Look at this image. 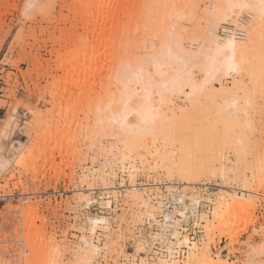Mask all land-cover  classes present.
Here are the masks:
<instances>
[{
    "label": "rangeland",
    "instance_id": "obj_1",
    "mask_svg": "<svg viewBox=\"0 0 264 264\" xmlns=\"http://www.w3.org/2000/svg\"><path fill=\"white\" fill-rule=\"evenodd\" d=\"M84 1L0 0V264L70 263L78 249L83 226L87 232L88 218L94 216H105L110 224V235L98 230L95 244L103 248L107 240L111 244L113 239L115 249L111 248V253L102 251L100 258L93 259L91 264H161L160 258L167 256L163 251L167 252L165 248L169 243H172V250L180 248L178 258L185 260L191 249L173 239L181 241L185 236L195 244V248L205 246L212 259L220 258L228 264H263L264 250L259 253H251L250 250L264 243V192L256 191L259 184L252 182L250 175L257 173L258 167L260 171V163L264 162V96L252 95L255 97L250 98L251 104L245 111L252 122V129H245L244 144L249 145L246 151H237L239 144L236 142L234 146L219 140L212 142L216 131L220 132L216 122L221 120V115L213 110L212 102L221 99L200 98L197 104H193L194 107H190L183 103V97L172 98L175 116L189 119H184L182 133L185 142L182 147L177 143L171 145L174 161L186 159L191 165L199 167L204 161L211 165L217 163L216 158L222 159L230 176L228 181L219 174L205 171L192 173L186 181L179 177L177 171L169 173L151 159L147 160L148 168L136 160V170L132 173L127 163L115 164L113 171H109L99 149L93 148L98 142L100 144L94 136L96 114L110 101L117 85L113 77L103 76L110 62L83 70L86 58L100 55L106 61L110 52L131 60L142 56L145 40L166 32L165 28L158 32L149 27L150 17L165 19L162 14V5L165 4L178 6L187 12V6L193 3L188 14L182 12L175 18L183 32L191 37L205 25L202 9L208 7L209 0H165L157 9L151 8V13L145 12L152 7L150 0H119L116 8L122 9V12L113 31L106 29L103 33L100 29L106 24L107 28L111 26V20L106 21L104 16L106 20L99 19L96 27L88 25L97 10H90L92 13L89 11L91 14H86L88 18L78 16L77 11ZM26 5L30 7L26 8ZM187 15L190 16L189 21L184 19ZM220 32L219 28V35ZM67 63H77L81 70L72 73L70 67H65ZM85 74L94 76L88 78ZM195 76L201 78L198 71ZM222 83L231 86L232 78L225 77ZM231 113L230 110L225 114L231 116ZM135 121L133 116L130 122ZM238 133L236 131L235 135ZM152 139L154 142L151 140V144L159 146L161 140L156 139V135ZM255 163L259 166H254ZM249 164H254L251 168L255 167V172L250 167V170L246 169ZM235 169L237 172L243 170L240 172L246 174L248 183L255 190L247 188L248 183L245 185L231 179ZM103 171L108 173L109 178L104 174L108 178L107 183H112L117 190H102L104 185L98 172ZM57 173H61L58 179ZM132 182L144 186L143 189L147 187L141 192L142 197L151 202L147 208L132 199V192H126ZM235 191L249 194L255 201V206L249 211L251 214H248V225L243 220L237 221L238 236L234 242L224 235L214 237L212 242L208 231L212 216L209 214V220L205 222L200 220V214L210 213L222 192L232 194ZM113 194L118 196L116 200ZM26 195L28 197L24 201L22 198ZM194 197H197V203L191 200ZM86 199L90 202L87 203ZM174 200L177 202L173 203ZM107 201L109 205H106ZM22 206L30 208L31 214L20 212ZM145 209L152 210L156 220L165 225V233L158 230L152 219H142L147 217ZM177 210L185 211V216L182 217ZM166 211L170 219L163 216ZM41 217L45 223L43 226L39 220ZM252 220L254 223H251ZM174 232L179 235L175 236ZM164 237L168 238V242ZM140 245L144 251L137 252Z\"/></svg>",
    "mask_w": 264,
    "mask_h": 264
},
{
    "label": "bare ground",
    "instance_id": "obj_2",
    "mask_svg": "<svg viewBox=\"0 0 264 264\" xmlns=\"http://www.w3.org/2000/svg\"><path fill=\"white\" fill-rule=\"evenodd\" d=\"M79 2H81V0H79ZM84 2L83 4L79 3L82 6L81 9L79 8L80 10H76L80 14L77 15L80 17L81 15H85L84 17L88 18L89 16H86V14L88 15L90 10L93 12V9L95 8L97 10V14L94 19L91 18L92 20H90L88 25L91 24L96 27V22L99 21V19H105L103 18L105 16L107 17V20L105 19L106 21L111 20L110 22L108 21L111 23V26L107 28L108 25L105 23L106 27L103 25V28L100 30L102 33L105 32L106 29L109 30V32H112L114 24L117 21L119 14L122 12V9L116 8V4L119 3V0H88L85 3ZM164 2L165 0H150L152 7L147 8L145 12L150 11L151 13V8L157 9V6L164 4ZM30 4L31 3H29V5ZM190 5H193V3ZM190 5L187 6V12L186 10L182 11L178 6L174 7L171 4L162 5V14L165 19L160 17H150L149 20L151 24L149 27L157 29L158 32L159 29L163 31L165 28L166 32L159 33L160 35L145 40L142 46L143 54L135 60L119 58L118 55L114 54V52L109 53L110 57H108V60L106 61H104V58L100 55L97 57L90 56L89 58H86L83 70H90L95 68L98 64L102 65L103 63L110 62V66L107 67L106 74L103 76L113 77L114 82L117 85V91L113 93L110 101L100 108L93 123V126L95 125L94 136H96L98 138L97 140L100 141V144L99 142L98 144H95L98 148L95 146H93V148L99 149L102 158L105 159L108 164L109 171H113L112 168L115 164L120 163L123 165L124 163H127L128 170L132 173V171L135 172L136 170V160H138L145 168L149 166L147 160L151 159L154 164L160 163L159 165H161V168L169 173L177 171L179 177L185 179L186 181L190 179L192 173L194 174L200 171L213 173L215 175L219 174L224 180L228 181L230 176H228L226 169L221 162L222 159L216 158L217 163L211 165H209L208 162L205 164L206 161H204L199 167L191 165L190 161L186 159H177V162L174 161V152L172 151L171 145L177 143L180 147H182V144L185 142V138L182 133L183 129H185L183 123H185V120L189 119L181 117L178 118L175 116V112L172 108L173 97H183V103L185 105L188 104L190 107H194L193 104H197V101L201 100L200 98H203L204 100L208 97H217L221 99L219 102H212V105L215 108L213 110L221 115V120L216 122L220 128V132H217L213 127L216 133L215 136H213L214 141L212 140V142H217L219 140L221 142L224 141L227 144H232V146H234L233 144L236 142V144H239L237 151H239V149L243 151L248 149L246 147L249 145L246 146L244 144L246 140L245 129H250L252 127V122L246 115L245 111L251 104L250 98L255 97L252 95L264 96V13L261 11V0H209L208 7L202 9L204 12L203 17L205 25L202 30H197L191 35V37L187 36L186 33L183 32V30L179 27L178 20L175 19L176 16H179V13L183 12L188 14V12L191 11ZM90 12L89 15L92 13ZM184 19L185 21H189L190 16L187 15ZM219 28L222 30V34L220 35L218 34ZM185 42L187 43L186 46ZM65 67H70L72 69V73L81 70V67L77 63H67L65 64ZM60 68H62V66ZM233 68L235 70H232ZM196 71L201 74L200 79L195 76ZM85 76H88L89 78L93 77L94 74H85ZM225 77L232 78L231 86H227L222 83V80ZM229 109L232 112L231 116H229L230 114L226 115L228 111L230 112ZM133 116L136 118V121L130 122V119ZM219 128L217 127L216 129L218 130ZM236 131H239L238 135H235ZM185 134L187 135V132H185ZM154 135H156V139L159 138L161 140L158 144L159 146L154 145V143L151 144L150 142L151 140L154 142L152 139V136ZM112 152H114V154H112ZM238 153L240 154L241 152ZM238 153L236 155V160L238 159ZM248 153L251 152L248 151ZM251 154H253V152ZM260 155L262 156V154ZM217 156L220 158L219 153ZM259 157L260 156H258V158ZM256 158L257 157H255V159ZM240 161L239 163H241ZM242 162H244V160H242ZM215 165H218V167L216 168ZM241 165L239 164L238 166L241 168ZM253 165L251 166L249 164L246 169L250 170L248 168L253 167ZM260 165H262V167L259 171V165L255 163L254 166L258 167V169L257 167L256 169L259 172L256 170L257 173H251L250 180H252V182L256 181V184H259L258 186L255 185L257 186L256 191L260 190L264 192V162L263 164L260 163ZM242 168L244 169V167ZM254 168L251 169L254 170ZM36 171L37 170H34V172ZM235 171L236 173L234 172V175L231 174L233 172H229L230 175H233V178L231 179L237 180L238 182L241 181L246 185L249 178H247L246 174L240 172L243 170L237 172L235 169ZM60 174L61 173H57V179ZM98 174L102 177L98 176L101 179V183L104 185L102 190H117L111 185L112 183H107L109 176L106 171L98 172ZM104 174H107L106 176H108V178ZM186 183L189 184V182ZM249 185L250 184L248 183L247 188H251V185L250 187ZM143 187L144 186L133 184L132 182L129 188L125 190L126 192H132L131 197L135 200V202H137V204L141 203L142 207L147 208L148 204L150 205L151 202L149 199L145 200L142 197L141 192L147 188L145 186L146 188L143 189ZM247 188H244L245 191L248 190ZM251 189L255 190V188ZM227 194H224L223 192L222 194H219L217 202L213 206L214 208L210 213L200 214V220L205 222H208L209 214L212 216V221H209L210 225L208 229L209 235H211L209 239H212V242L214 237L216 238V236L219 235H224L233 241L235 237L238 236L236 233L237 221L243 220L247 226V218L250 213L249 211L255 206V201L251 199L249 194L245 193V195L243 192L238 194L236 191L232 194ZM117 197L118 196L115 197V200ZM227 197L229 198L227 199ZM22 199L25 201L26 197L24 196ZM191 200L196 203L198 201L197 197H194ZM89 202L90 200H87V203ZM175 202H177V200H174L173 203ZM106 205H109V201H107ZM115 207L116 206H114V208ZM21 208L23 210H20V212L23 211L24 214H31L30 208H23V206ZM158 208H160V206ZM164 210H166V208ZM177 211H179L178 214L182 217L185 216V211ZM164 212L165 211H163V213ZM166 213L167 214L162 215L165 219H170L168 211H166ZM24 214L21 213V216ZM145 215L147 217L144 216L142 219H152L153 223L155 221L157 224L158 230L161 229V232H164V229L166 228L165 225L160 224L158 222L159 220H156L155 214L152 210H146ZM39 220L43 226L45 224L43 217L39 218ZM253 221L254 220H252L251 223H254ZM88 222L89 228L87 229V232H85L84 230L86 228L83 226V229L81 230L82 236L78 243V249L76 250V253L73 254L74 259L68 264H91L93 259L97 257L100 258V253L102 251L104 253H107L108 251L111 253L110 249H115V245L112 243V237L110 238L111 244H109L107 240V242L103 244V248L96 245L94 241L98 230H104L106 231V234H109L110 224L108 218L105 216H94L89 217ZM193 224L195 225L196 221ZM196 227L198 228L197 225ZM172 234L170 236L179 235L177 232H174V235ZM155 236L160 235L156 234ZM104 237L109 239V236L106 237L105 235ZM173 239L178 242L177 244L181 243L186 247H189L191 252L185 260H183L182 257L181 260L175 255V252L173 253L174 250L170 248L172 243L171 245L169 243V246L165 248L167 250V256L162 258L160 255L161 264H228L227 261H222L220 258L212 259L208 250L204 248L205 246H203V248L200 247L202 249L195 248V244H193L192 241V243H190L186 236L183 237L182 240L180 239L181 241H178V238L173 237ZM153 241L155 240H152V242ZM181 246L182 245H180V247ZM137 249V252L144 251L142 245L138 246ZM262 250H264V243L261 246L259 245L257 249L253 247L250 251L251 253H259V251ZM148 251L150 252V250ZM132 260L135 261L134 258ZM248 262L251 261L248 260ZM53 263L58 264L56 262ZM143 263L144 262L141 264Z\"/></svg>",
    "mask_w": 264,
    "mask_h": 264
},
{
    "label": "built area",
    "instance_id": "obj_3",
    "mask_svg": "<svg viewBox=\"0 0 264 264\" xmlns=\"http://www.w3.org/2000/svg\"><path fill=\"white\" fill-rule=\"evenodd\" d=\"M224 33V32H223ZM221 34H222V30H221ZM25 197H28V195H26ZM161 251V250H160ZM174 252L176 253L175 255L178 256L180 254V249L175 248ZM173 252V253H174ZM164 255H166V251H163ZM161 254V253H160Z\"/></svg>",
    "mask_w": 264,
    "mask_h": 264
},
{
    "label": "snow or ice",
    "instance_id": "obj_4",
    "mask_svg": "<svg viewBox=\"0 0 264 264\" xmlns=\"http://www.w3.org/2000/svg\"><path fill=\"white\" fill-rule=\"evenodd\" d=\"M30 7L29 5H26V8ZM261 11L264 13V0H261ZM232 70H235L234 68Z\"/></svg>",
    "mask_w": 264,
    "mask_h": 264
}]
</instances>
